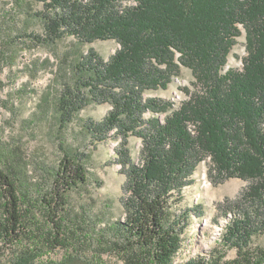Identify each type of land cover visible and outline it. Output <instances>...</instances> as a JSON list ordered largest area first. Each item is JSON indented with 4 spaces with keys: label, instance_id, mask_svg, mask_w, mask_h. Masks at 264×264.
Masks as SVG:
<instances>
[{
    "label": "trees",
    "instance_id": "obj_1",
    "mask_svg": "<svg viewBox=\"0 0 264 264\" xmlns=\"http://www.w3.org/2000/svg\"><path fill=\"white\" fill-rule=\"evenodd\" d=\"M10 10L42 22L38 42L119 43L108 60L90 46L81 52L57 104L61 125L91 103L112 106L83 127L94 142L114 132L125 183L122 212L108 202L95 214L86 195L102 181L89 170L90 151L61 146L43 181L33 179L21 146L0 139V264H264V0H14ZM244 33L243 67H227ZM183 67L197 88L188 100L145 96L167 89ZM132 136L142 141L137 160ZM208 158L218 182L237 177L249 186L227 210L234 217L223 248L178 263L196 214L182 207L184 190Z\"/></svg>",
    "mask_w": 264,
    "mask_h": 264
},
{
    "label": "rangeland",
    "instance_id": "obj_2",
    "mask_svg": "<svg viewBox=\"0 0 264 264\" xmlns=\"http://www.w3.org/2000/svg\"><path fill=\"white\" fill-rule=\"evenodd\" d=\"M13 2L0 0V139L5 144L21 146L33 179L43 181L50 178L48 171L58 164L62 156L61 146L68 144L90 151L93 161L89 170L102 181V185L90 187L87 202L95 205V214L101 210L102 204L110 202L118 216L122 212L119 198L124 194L125 176L121 173V165L113 158L120 140L112 132L111 137L94 142L83 127L88 119H103L112 106L107 102L91 103L66 125H61L57 101L66 85L74 80L72 64L81 52L86 53L90 46L108 60L120 45L108 39L79 46L73 36H65L56 42L45 39L38 42L33 36H43L42 22L12 12ZM42 8V4H34L33 11ZM8 20H13L9 26L6 25ZM246 54L244 33L238 38L227 67L242 68ZM11 56L16 58L15 61ZM194 81L192 71L183 67L181 75L175 77L167 89L149 90L145 96L169 100L179 106L197 90ZM149 115L147 112L146 116ZM129 146L137 160L141 139L130 137ZM210 166V158L200 162L193 176L194 182L184 190L182 207L194 208L196 214L189 219L183 237L184 247L176 258L178 263L191 256L204 255L214 247L223 248L225 226L234 217V212L227 213V210L249 186V181L237 177L218 182L219 175ZM258 240L264 241L263 238ZM227 253L233 257L236 252L229 249ZM62 255L57 252L53 258L63 261ZM67 264L85 263L77 260Z\"/></svg>",
    "mask_w": 264,
    "mask_h": 264
}]
</instances>
